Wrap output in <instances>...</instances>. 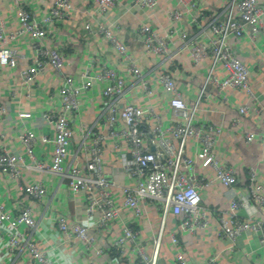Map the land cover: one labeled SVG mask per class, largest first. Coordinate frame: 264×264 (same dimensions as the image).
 Returning <instances> with one entry per match:
<instances>
[{
  "label": "built area",
  "instance_id": "obj_1",
  "mask_svg": "<svg viewBox=\"0 0 264 264\" xmlns=\"http://www.w3.org/2000/svg\"><path fill=\"white\" fill-rule=\"evenodd\" d=\"M74 1L0 0V80H7L19 70L21 81L0 93L9 90L10 100L18 94L30 100L34 88L38 94L45 89L40 97L52 107L43 112L42 120L54 131L53 137H39L32 113L20 110L14 118L7 104L0 103V118H12L11 126L0 132V178L8 186L0 190V254L8 257L9 264H60L52 250L60 244L80 242L88 257L95 254L107 258L98 263L91 259L88 264H159L171 215L179 218L180 232L187 234L206 229L209 215H215L221 224L219 236L230 241V252L246 233L258 237L264 245V216L251 213L243 219L239 214L249 206V200L264 207V184L259 181L258 166L249 169L247 190L236 193L238 177L215 153L225 127L201 123L198 118L211 86L220 94L229 89L243 90L249 102L239 108L241 115L256 108L262 116V130L247 132L246 143L259 140L264 147V107L258 105L259 96L252 87V68L232 45L233 39L246 38L258 49L259 40L264 39V2L220 0L225 5L222 15L205 23V0H78L80 5ZM161 5L168 27L154 24ZM142 11L148 13L139 19L138 26L127 27L123 22L126 14L139 18L137 14ZM8 17L16 19V26L10 25ZM62 28L68 30L70 40L58 35ZM72 41L82 44L88 53L95 47L102 53L104 48L113 52L117 66L95 55L81 62L79 73H67L75 49ZM177 41L180 48L173 50ZM184 53H189L198 69L207 65L194 104L182 95L175 76L180 70L177 57ZM141 61L150 64L142 66ZM218 69L224 77L217 75ZM46 75L57 80L45 88L42 79ZM261 87L264 90V71ZM96 91L103 104L100 114L94 117L92 109L96 105L91 98ZM160 91L169 98L172 124L155 106ZM135 92L142 94V102H130ZM86 101L91 102L89 108L85 107ZM87 115L91 121L85 128ZM238 123L239 119L233 121V125ZM13 131L21 149L13 147ZM42 143L52 146L47 160L36 156ZM106 145L131 179L130 186H120L115 174L107 171ZM81 159L83 166L79 165ZM259 164L264 165V158ZM199 168L212 170L213 177L198 175ZM31 173L39 178L27 181L25 175ZM46 176L67 181L71 199L82 200L81 221L68 220L65 209L53 210L44 203L50 194ZM215 183L229 191V211L201 204L200 192ZM13 192L16 198L9 202V193ZM42 203L43 217L37 221L36 207ZM150 206L161 217L158 232L151 240V252L144 246L139 227L149 222ZM124 209L131 211L138 225L123 220ZM45 218L59 236L60 244L55 248L46 249L40 244L39 227ZM116 221L122 223L121 234L110 247H98L95 229L105 231ZM170 236L178 250L176 264H190L179 250L178 234ZM205 264H219L217 256H210Z\"/></svg>",
  "mask_w": 264,
  "mask_h": 264
},
{
  "label": "crops",
  "instance_id": "obj_2",
  "mask_svg": "<svg viewBox=\"0 0 264 264\" xmlns=\"http://www.w3.org/2000/svg\"><path fill=\"white\" fill-rule=\"evenodd\" d=\"M219 1L220 0H205L204 5H202V7L208 12L205 23L209 22L211 18L216 15H222L225 5H221ZM260 1L264 2V0ZM74 4L80 5V2L75 0ZM1 5H5V3H1ZM145 12L147 11L138 13L137 16L139 18L134 17V14H126L123 22L127 25V27H129V25L131 27H136L140 23L139 19L144 16ZM3 14H7L5 9H3ZM155 14L156 17L154 24L156 26H169L167 19L164 18L162 5L156 10ZM9 18H11L9 21L10 25L16 26V19L14 17H8V19ZM185 24L188 25L186 19ZM77 29L81 30L80 26H78ZM189 30L192 31L193 28H190ZM58 35L61 37L63 35V39H69L68 30L66 28H62ZM76 42H73L75 43V49L73 50L70 58L72 60V65L66 68L67 73H79V69H81L82 64L81 62L83 60H88L95 55H102L111 66H117V59L113 52L106 51L104 48V53H102L100 48L95 47L91 53H88L87 49L82 44ZM232 45L234 46L235 53L239 55L245 63L249 65V67L252 68V87L255 93L259 96L258 105L264 107V90L261 87L262 75L264 71V39L261 38L259 40L258 49L253 47V45L246 38L241 41L233 39ZM179 48L180 41H177L173 50ZM150 61H152V59ZM177 61L180 70L175 72V76L178 78L179 89L189 104H194L197 100L202 81L204 80L207 65L198 69L190 61L189 53H184L183 55L178 56ZM145 63L147 66L150 64L149 61H145L142 63V66H144ZM167 66L168 64H165L164 68ZM216 73L221 78L225 76V73L220 69H218ZM18 74L19 70L15 73H11L7 80H0V90L9 89V87L11 89L18 86L21 82ZM42 80V84L46 88L54 80L56 81L57 78L51 75H46V77ZM44 87L42 88L44 89ZM8 92L9 90H7L4 94L0 93V103L5 102L7 104L9 111L14 118L17 117V113L20 110L30 112L33 115L32 123L35 126L39 137L42 135H47L49 137L54 136L52 125L42 120L43 112L52 107L50 103L40 97L44 95L45 89L41 94H38L36 88H34L32 90V99L30 100H27L25 96L20 94H18L16 98L10 100ZM224 97H226V99H224ZM91 99L93 100V106L96 105L94 107L95 109H92L94 117H96L100 114V108L103 102L98 91L92 95ZM142 99L143 96L139 92L133 93L129 98L132 103H140L142 102ZM154 101L155 106L160 109L165 117V120L172 124V110L169 106V98L166 97L162 91H160ZM248 102L249 98L243 90L229 89L223 94H220L215 86H211L209 89V98L201 103L198 117L201 123L217 124L225 127V131L223 132L219 143L215 147V153L225 166L231 167L234 170L235 175L238 177V185L235 187V192L238 194L247 190V186L249 184V169L253 165L258 166L257 172L259 181L264 184V165H258V162L264 158V147L259 140H255L251 144L246 143L245 140V134L249 131L260 133L262 130V116L256 112V108L252 109L251 113L241 115L239 108ZM90 103V101L84 102V104H87L85 107L89 108L88 105ZM87 116L89 117V115ZM11 119L12 118L10 116H2L0 118V132L11 126ZM235 119H239L238 125H233V121ZM90 121V117L89 119L87 118L86 120H83V126L88 128ZM10 139L14 148L21 149L14 131L11 133ZM76 145L77 142L75 140V147ZM106 147L107 171L115 174L117 183L120 186H130L132 181L126 175L125 171L122 170L118 157L115 154L110 153L108 145H106ZM51 155V145L44 146L43 143L39 144L36 152V156L39 159L47 160L51 157ZM79 165H84L83 159L79 161ZM200 174L212 178L214 172L210 169L207 171L203 168H199L198 175ZM25 176L27 181L30 177L39 178V175L33 173L26 174ZM45 180L48 181L50 185V194L45 198L44 203L53 208V210L56 209L63 211V209H65L63 212L66 214L68 220L81 221L84 214L82 207L83 202H80L82 200L71 199L67 189V181L60 182L57 177L47 176L45 177ZM31 181L32 180L29 182ZM7 188L8 186L4 183V179L0 178V190L2 191ZM200 194L201 204L204 207H209L218 211H229L230 193L220 183H215L210 187L204 188ZM9 195H11L9 196L11 197L9 202L16 198V194L14 192L9 193ZM117 195L118 198H122L120 192L117 193ZM120 199L119 202H122ZM57 200L58 204L55 203ZM42 205L43 203L41 205H37L36 207L35 217L37 221H40L43 217ZM251 213L262 217L264 216V207H260L257 202L255 203V201L249 200V206L245 209L239 210V214L241 218L245 219ZM47 216L49 217V214ZM122 217L124 221H128L133 226H136L137 222L133 218L130 210L124 209ZM149 218V222L144 223V225H139V227L142 231V239L145 240V245H143L149 252H151V240L158 232L161 221L158 210L153 206L149 207ZM179 225V218L175 215H171L168 220L167 234L162 244L159 264H176L175 257L178 250L172 244L170 236L172 233L178 234L180 239L179 250L184 254L190 264H205L207 259L212 255L217 256L219 264H264V245L260 243L258 237H255L250 233L242 235L235 245L234 252H230V241L221 239L219 236L221 224L218 217L215 215H209L208 227L195 234L181 233ZM121 226L122 223L116 221L105 231L95 229L94 233L98 240L97 246L101 248L110 247L115 238L121 234ZM39 231L40 244L43 248H55L58 244H60L59 236L53 228V224L48 222V218L41 221ZM60 245L58 248L52 250V253L55 256H58L60 264H88V261L91 259L97 260L98 263L107 259L106 257H97L95 254L88 257L89 254H87V252L82 248L80 242L71 246L66 244ZM129 251L132 252L130 249ZM1 255L2 254H0V264H9L8 257ZM26 258L27 257L24 256L23 260H26ZM22 264L26 263L23 262ZM119 264L129 263L121 262Z\"/></svg>",
  "mask_w": 264,
  "mask_h": 264
}]
</instances>
